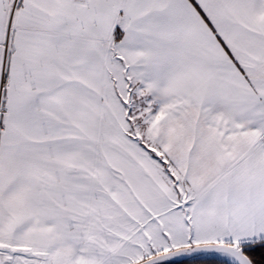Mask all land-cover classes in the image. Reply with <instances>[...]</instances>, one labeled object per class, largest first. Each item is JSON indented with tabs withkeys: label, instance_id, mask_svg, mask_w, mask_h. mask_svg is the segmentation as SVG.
Returning <instances> with one entry per match:
<instances>
[{
	"label": "snow or ice",
	"instance_id": "snow-or-ice-1",
	"mask_svg": "<svg viewBox=\"0 0 264 264\" xmlns=\"http://www.w3.org/2000/svg\"><path fill=\"white\" fill-rule=\"evenodd\" d=\"M0 264H264V0H0Z\"/></svg>",
	"mask_w": 264,
	"mask_h": 264
}]
</instances>
